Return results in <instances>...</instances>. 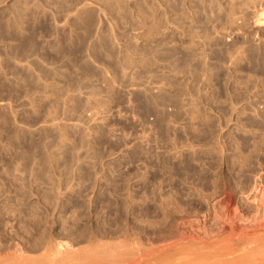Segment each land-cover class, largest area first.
I'll use <instances>...</instances> for the list:
<instances>
[{"label":"rangeland","instance_id":"374dc122","mask_svg":"<svg viewBox=\"0 0 264 264\" xmlns=\"http://www.w3.org/2000/svg\"><path fill=\"white\" fill-rule=\"evenodd\" d=\"M262 11L0 0V255L36 221L87 238L171 230L212 190L264 178Z\"/></svg>","mask_w":264,"mask_h":264},{"label":"bare ground","instance_id":"6f19581e","mask_svg":"<svg viewBox=\"0 0 264 264\" xmlns=\"http://www.w3.org/2000/svg\"><path fill=\"white\" fill-rule=\"evenodd\" d=\"M259 15L256 22L263 24L264 11ZM259 178L260 183L255 178L254 183L239 189L207 192L206 198L213 197L215 202L197 212L180 214L171 230L157 225L145 233L137 227L134 231L132 220L133 227L127 229L130 225L127 223L121 233L108 230L117 235L97 238L99 235L88 232L96 237L89 240L87 233L73 225H62L58 230L47 223H29L30 227L22 235L13 229L20 235L16 240L13 237L16 241L13 252L0 255V264H264V178L261 175Z\"/></svg>","mask_w":264,"mask_h":264}]
</instances>
